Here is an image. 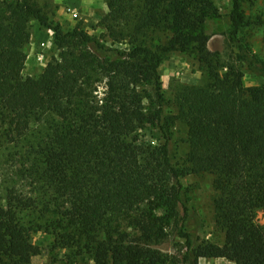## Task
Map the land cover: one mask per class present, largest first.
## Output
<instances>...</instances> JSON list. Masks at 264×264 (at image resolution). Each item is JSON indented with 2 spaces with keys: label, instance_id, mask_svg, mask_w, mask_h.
<instances>
[{
  "label": "trees",
  "instance_id": "trees-1",
  "mask_svg": "<svg viewBox=\"0 0 264 264\" xmlns=\"http://www.w3.org/2000/svg\"><path fill=\"white\" fill-rule=\"evenodd\" d=\"M107 2L104 26L126 50L81 27L64 33L39 0H0V151H14L19 165L0 204V264H32L40 253L23 222L33 210L60 245L94 264H166L159 246L173 233L186 239L184 264H264V84L246 86L239 63L210 49L203 25L219 15L212 0ZM33 20L54 30L61 49L38 77L23 74ZM230 20L240 61L264 77L240 37L242 0H232ZM174 51L196 53L206 82L183 85L177 112L166 113L160 66ZM180 122L185 167L170 149ZM148 129L156 142L132 137ZM202 173L214 176L224 241L195 247L181 179Z\"/></svg>",
  "mask_w": 264,
  "mask_h": 264
},
{
  "label": "rangeland",
  "instance_id": "rangeland-1",
  "mask_svg": "<svg viewBox=\"0 0 264 264\" xmlns=\"http://www.w3.org/2000/svg\"><path fill=\"white\" fill-rule=\"evenodd\" d=\"M218 9V16L207 17L203 29L210 36L209 47L218 51L226 60H236L243 69L246 86L264 84V77L254 73L239 56L240 49L230 39L232 0H212ZM247 26L240 33L242 42L256 56L260 67L264 63V0H242ZM47 12L49 19L59 25L64 33L77 27L83 28L91 36L109 46L122 50L129 48L123 42H115L109 37L104 26V18L108 14L107 0H39ZM76 14V15H74ZM158 36V34H154ZM60 48L53 29L44 28L36 20L31 23V39L24 49L25 76L38 77L47 63L59 57ZM44 55L43 60L39 56ZM160 74L162 89L166 96V113L177 112L175 97L183 85H199L206 82V74L193 51H174L167 55L161 66ZM173 139L170 142L171 156L176 166L185 167L188 151L187 127L183 122L174 128ZM144 142H156L153 133L140 130L132 135ZM14 151H0V204L3 201L4 189L16 178L19 165ZM183 199L187 205L185 214L186 228L192 233L194 246L203 240L215 242L224 241V232L217 227L214 219V198L217 192L214 187V176L210 173L188 174L182 179ZM26 192H32V187H25ZM39 210L24 213L23 222L33 242L40 246V253L33 257L32 264H94L88 254H76V249L60 245L56 233L47 225L48 218L42 217ZM258 221L264 223V214L258 213ZM186 239L173 233L159 247L169 254L171 259L166 264H184L187 252ZM190 264H234L226 258H199Z\"/></svg>",
  "mask_w": 264,
  "mask_h": 264
},
{
  "label": "built area",
  "instance_id": "built-area-1",
  "mask_svg": "<svg viewBox=\"0 0 264 264\" xmlns=\"http://www.w3.org/2000/svg\"><path fill=\"white\" fill-rule=\"evenodd\" d=\"M74 15H76V14H74ZM43 58H44V55L43 54L41 56H39V59L40 60H43Z\"/></svg>",
  "mask_w": 264,
  "mask_h": 264
}]
</instances>
